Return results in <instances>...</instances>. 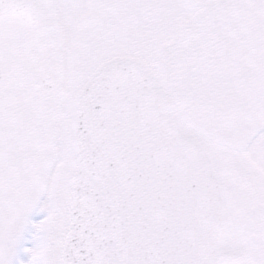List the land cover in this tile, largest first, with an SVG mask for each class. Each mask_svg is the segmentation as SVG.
<instances>
[{
  "label": "snow or ice",
  "instance_id": "6c2138e0",
  "mask_svg": "<svg viewBox=\"0 0 264 264\" xmlns=\"http://www.w3.org/2000/svg\"><path fill=\"white\" fill-rule=\"evenodd\" d=\"M0 264H264V0H0Z\"/></svg>",
  "mask_w": 264,
  "mask_h": 264
}]
</instances>
